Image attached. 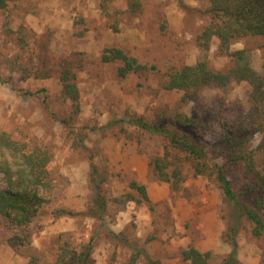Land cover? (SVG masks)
<instances>
[{
  "label": "rangeland",
  "instance_id": "rangeland-1",
  "mask_svg": "<svg viewBox=\"0 0 264 264\" xmlns=\"http://www.w3.org/2000/svg\"><path fill=\"white\" fill-rule=\"evenodd\" d=\"M207 7L208 0H11L0 10V130L50 157V186L32 220L15 225L0 215V264H57L64 247L68 258L89 241L87 264H116V257L128 264L133 256L132 264H190L181 255L188 246L208 251L209 264L223 263L232 207L211 172L214 163L225 164L232 187L242 190L243 168L226 160L219 139L251 108L248 85L229 79L192 98L165 87L170 72L200 60L214 71L232 67L218 36L208 50L199 45ZM263 41L237 37L229 50L246 48L250 66L264 74ZM109 47L146 68L120 77V60L101 59ZM63 70L72 75L76 101L63 93ZM135 118L189 138L204 156L173 146L165 132L147 131ZM262 134L255 130L249 144ZM156 158L169 181L153 168ZM137 172L145 176L148 202L136 203L141 196L128 188ZM96 197L104 204L101 218ZM119 216L125 219L117 237L108 223ZM236 242V264H264V235L252 234L244 220Z\"/></svg>",
  "mask_w": 264,
  "mask_h": 264
},
{
  "label": "trees",
  "instance_id": "trees-1",
  "mask_svg": "<svg viewBox=\"0 0 264 264\" xmlns=\"http://www.w3.org/2000/svg\"><path fill=\"white\" fill-rule=\"evenodd\" d=\"M10 1L0 0V10L4 9ZM205 12L209 15L210 21L198 36L199 45L202 49L208 50L212 37L218 36V50L230 57L232 67L228 73L214 71L208 67L205 60H200L194 65H185L170 72L165 87L182 90L187 98H192L203 86H223L229 79L235 82L244 81L248 85L251 108L240 120L227 126L219 139V145L223 146L226 160L241 164L243 168L245 179L242 190L238 192L232 187L225 174V164L214 163L211 172L216 177L224 201L232 207L233 220L229 221L224 231V239L228 241L231 249L222 264H236V235L242 220L250 224L252 234L264 235V74L256 72L250 66L246 48L230 51L229 45L237 37L249 34L261 35L264 39V0H208ZM262 46H264V41ZM101 59L103 61L120 60L122 63L117 70L120 77L146 68L119 47L105 48ZM71 77L68 70L62 71L60 78L63 93L72 101H76L77 88ZM2 82L3 79L0 77V83ZM178 117L185 121L182 115ZM131 122L150 132H165L173 146L184 149L195 158L204 156L202 148H199L189 138H180L167 131L159 130L141 118H135ZM255 130L263 134L258 144L252 147L249 143ZM49 160L50 157L45 148L36 146L29 149L25 144L19 143L8 133L0 130L1 216L15 225L26 224L32 220L44 201L43 192L48 191L50 186L47 169ZM90 167L94 173L95 168L92 163ZM153 168L160 179L170 180L168 173L162 170L158 158L154 160ZM202 172L203 170L197 164L195 173ZM171 183L176 189L174 182ZM128 188L135 190L141 196L135 199L136 203L149 201L144 184L133 179L129 181ZM246 191L252 196L246 197ZM126 197L128 200L134 199L128 194ZM95 204H98L97 217L101 218L104 204L97 197ZM61 213L70 214L64 211ZM91 217L93 218L94 214ZM114 235L119 237V233H114ZM91 247L89 241L84 251L79 254L72 252L68 258H66L68 250L64 247L63 252L56 259L57 264H63L64 260H66L64 264H87ZM181 255L184 260H189L190 264H209L210 253L199 251L193 246L183 249ZM134 259L133 256L128 264H132ZM147 264H158V262L149 260Z\"/></svg>",
  "mask_w": 264,
  "mask_h": 264
},
{
  "label": "crops",
  "instance_id": "crops-1",
  "mask_svg": "<svg viewBox=\"0 0 264 264\" xmlns=\"http://www.w3.org/2000/svg\"><path fill=\"white\" fill-rule=\"evenodd\" d=\"M134 158V161L135 162H139V161H141V158L140 157H138L137 155H134L133 156ZM85 180H86V178H85ZM138 183H140V184H146V179H145V176L144 175H141L139 172H137V176H136V179H135ZM146 187V189L148 190V188H147V186H145ZM123 212V216H125L124 214V211H122ZM141 212H142V210H141ZM140 217V216H139ZM119 219H118V222H116V221H113V222H110V223H108L110 226V229L114 232V233H119V229H118V225H120V221L122 222V221H124V219L123 220H121L120 219V216L118 217ZM92 254V253H91ZM103 257H101V259H102ZM117 261H119V258L118 257H116L115 258ZM117 261H115L116 262V264L118 263Z\"/></svg>",
  "mask_w": 264,
  "mask_h": 264
}]
</instances>
